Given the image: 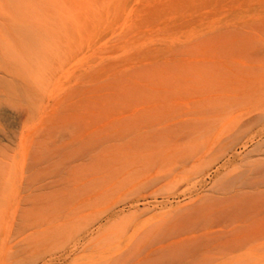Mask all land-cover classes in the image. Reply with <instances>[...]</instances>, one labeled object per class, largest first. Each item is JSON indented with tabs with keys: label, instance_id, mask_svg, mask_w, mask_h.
<instances>
[{
	"label": "rangeland",
	"instance_id": "rangeland-1",
	"mask_svg": "<svg viewBox=\"0 0 264 264\" xmlns=\"http://www.w3.org/2000/svg\"><path fill=\"white\" fill-rule=\"evenodd\" d=\"M66 32L63 65L94 72L95 140L66 152L80 186L50 164V229L27 206L1 264H129L203 227L223 232L209 257L148 264H264V238L226 236L264 209V0H66Z\"/></svg>",
	"mask_w": 264,
	"mask_h": 264
},
{
	"label": "bare ground",
	"instance_id": "bare-ground-1",
	"mask_svg": "<svg viewBox=\"0 0 264 264\" xmlns=\"http://www.w3.org/2000/svg\"><path fill=\"white\" fill-rule=\"evenodd\" d=\"M68 35L66 0H0V264L5 249L13 247L16 223L27 206L41 211L39 222L30 223L32 233L49 231L51 163L66 157L59 159V185L80 186L83 176L77 164L83 156L67 162L66 152L95 140L94 72L83 77L78 63L68 69L63 65ZM78 84L86 87L79 89ZM208 228L170 235L144 254L129 251L126 257H133L129 264H148L155 256L193 245L198 257H209L218 249L209 242L223 238V232ZM229 231L226 236L242 247L264 238V209L237 219ZM229 249L237 247L231 244Z\"/></svg>",
	"mask_w": 264,
	"mask_h": 264
}]
</instances>
